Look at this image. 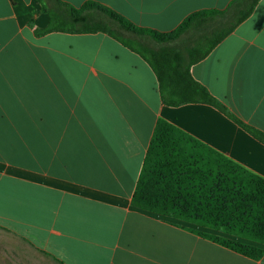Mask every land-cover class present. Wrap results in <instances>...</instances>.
Segmentation results:
<instances>
[{
	"label": "crops",
	"instance_id": "0c3cea01",
	"mask_svg": "<svg viewBox=\"0 0 264 264\" xmlns=\"http://www.w3.org/2000/svg\"><path fill=\"white\" fill-rule=\"evenodd\" d=\"M95 1L167 33L231 0ZM47 22L36 0H0V264H264L131 203L159 118L262 178L264 143L213 105L164 104L151 66L108 35H36ZM190 75L264 133V0Z\"/></svg>",
	"mask_w": 264,
	"mask_h": 264
},
{
	"label": "trees",
	"instance_id": "16d2710c",
	"mask_svg": "<svg viewBox=\"0 0 264 264\" xmlns=\"http://www.w3.org/2000/svg\"><path fill=\"white\" fill-rule=\"evenodd\" d=\"M48 16L36 35L101 32L143 58L158 78L159 95L166 105L201 102L215 106L264 143V133L237 118L190 75V66L207 53L253 11L259 0H231L223 10H200L186 16L167 33L136 25L116 10L95 0L74 6L64 0H36ZM214 16L225 27L194 41L172 44L183 34ZM220 30V31H219ZM190 44V43H189ZM133 206L185 223L223 232L217 235L185 226L252 259L264 255V178L203 145L168 121L154 126L133 192Z\"/></svg>",
	"mask_w": 264,
	"mask_h": 264
}]
</instances>
